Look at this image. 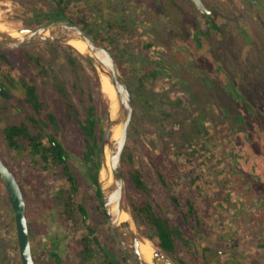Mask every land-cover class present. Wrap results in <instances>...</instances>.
<instances>
[{
  "label": "rangeland",
  "instance_id": "374dc122",
  "mask_svg": "<svg viewBox=\"0 0 264 264\" xmlns=\"http://www.w3.org/2000/svg\"><path fill=\"white\" fill-rule=\"evenodd\" d=\"M68 1L66 14L74 19L76 12L86 13L90 28L101 31L104 44L114 52L122 75L133 81V88L138 77L137 70L142 71L146 62L158 64L164 71L156 79H152L153 73L146 71L151 76H148L147 86L160 95L151 100L145 122L135 130L130 127L125 151L131 153L133 160L123 162L125 170L129 167L145 169L152 198L163 207L161 209L157 203L155 208L160 211L171 209L167 190L155 174L149 152L161 155L164 146L175 138L181 145L176 146L167 158L181 163L183 168L195 167L199 175L192 176L193 179L198 176L193 193L203 208H206L205 197L214 199L209 203L207 213L203 214L205 224L200 231L189 230L183 224V229L195 241L196 249L206 254L208 264H264V56L253 47L250 52L243 49V45L249 44L250 36L246 31H240L242 41L238 24L215 14L203 16L211 22L212 28L209 32L200 31L195 16L189 18L183 15L177 20L178 7L174 4L160 7L150 0ZM31 2L34 7L30 9ZM211 4L234 17H240L242 12L248 13L249 18L245 22L254 29V43L264 49L261 20L250 14L253 11L248 4L243 5L240 0H211ZM38 9H47L45 0H0V27L7 32L35 27L34 14ZM56 16L54 14L52 18L57 19ZM199 19L204 24L205 20L200 15ZM109 23L115 29L125 28L121 34L115 35L114 40L106 32ZM226 27L231 31L230 38H226ZM177 37L182 44L177 43ZM149 42L151 47L145 48L144 44ZM27 48L55 67L79 110L83 108L81 88L74 89L73 80L83 88L85 99L88 92L97 97L100 88L98 76L86 60L80 58V67L75 75L64 59L69 49L61 50L56 63L52 48L46 43ZM6 55L9 62L0 59V76L10 73L18 82L13 87L14 101L30 109L24 90L19 86L21 78L35 85L40 97L48 101L53 89L47 79L36 74L34 63H23L14 49L7 50ZM118 60L127 67L125 75ZM104 100L107 105L105 96ZM166 113L174 118L162 120ZM155 116H159L161 121H155ZM206 117L214 119L213 142L208 143L211 136L205 129L197 132L191 129L190 140L186 141L182 135L184 131H190L192 121L197 119L193 127L202 123L205 125ZM59 119L64 126L66 147L73 154H80L84 144L80 133L73 126H67L61 116ZM2 123L0 121V156L16 175L22 189L31 243L37 245L33 254L37 264H52L51 249L60 254L64 264H94L96 259L83 260L78 256L82 238L92 234L87 224L91 222L95 226L97 221L108 224L103 213L97 211L92 188L81 177L79 190L71 194L69 182L60 174L41 170L34 165V158L28 153H20L8 146ZM186 183L185 176L181 174L172 191L181 193ZM69 195L73 206L67 217L65 214L69 212L64 201ZM145 196L126 183L125 208L131 212L138 230L148 237L144 232H150L149 226L141 222L134 211V205ZM79 204L89 209L91 217L87 221L76 210ZM176 217L180 219L179 214ZM46 241L52 242L55 248L47 246ZM157 241L156 236L151 240L153 245H157ZM217 249L221 252H216ZM0 264H22L14 212L1 178Z\"/></svg>",
  "mask_w": 264,
  "mask_h": 264
},
{
  "label": "trees",
  "instance_id": "16d2710c",
  "mask_svg": "<svg viewBox=\"0 0 264 264\" xmlns=\"http://www.w3.org/2000/svg\"><path fill=\"white\" fill-rule=\"evenodd\" d=\"M45 0L47 9H38L34 18L36 19V26L45 24L54 20L52 17L57 14V19L73 20L79 26L84 28L88 33L92 34L96 39L104 42V37L100 30L93 31L85 16L86 13L76 12V16L72 19L66 14V7H69L68 0ZM34 3H30V9ZM32 6V7H31ZM125 28L121 26L119 29H115L113 24L109 23L106 32L112 40L115 39V35L121 34ZM47 45L52 48L54 61L58 62V57L61 50L69 49L65 52L67 63L72 67V73L77 75V68L80 67V58L86 60L91 68L97 73L96 68L92 60L82 53L78 52L72 45H63L60 42H47ZM145 48H150L151 43L144 44ZM28 46L15 48L14 50L19 53V58L23 63L33 62L34 68L37 70V75L41 78H45L49 81L53 92L49 96V100H44L38 94L35 85L29 81L21 78L20 88L24 90L25 101L29 110L25 106H19L14 99H0V121L5 120L7 125L3 128L4 138L8 146L20 153H28L29 156L34 158V165L41 168L45 172H55L61 175L66 182H69V192L75 193L80 188V178L82 177L90 188L93 190L94 202L100 207L103 212L104 218L107 221V214L102 203L100 189L98 185V172L101 166L100 152L102 147V137L107 125L106 109L104 94L101 89L98 90L97 97L91 92H88L87 99H85V92L81 85L73 80L72 86L74 89H79L81 93V99L83 101V108L79 110L72 99L68 88L64 84L62 79H59L58 74L55 71V67L51 63L46 61L38 54L31 52ZM111 53L114 55L112 49ZM116 58V57H115ZM0 59L9 62V57L6 55V51L0 50ZM143 61H146L142 59ZM119 65L124 75L126 71L125 65L122 61H119ZM1 67V66H0ZM142 71L137 70L138 77L132 87L133 81L123 76L131 89L135 100L134 120L131 125V130H135L137 126H141L150 112V102L152 99H156L160 94L154 93L153 88L148 87L149 83L148 74L146 71L153 73L152 79H156L164 74V71L158 67V64L146 62L142 65ZM143 71L145 73H143ZM98 74V73H97ZM96 74V76H98ZM151 78V76H149ZM97 84L100 85L99 77ZM17 81L13 80L11 84L17 85ZM149 110V111H148ZM61 113V115L59 114ZM22 115L26 114V115ZM63 119L67 126H73L81 135L83 139V147L80 154H73L65 143L64 126L59 119ZM26 117V118H25ZM28 118V120H27ZM173 115L166 113L162 118L173 119ZM155 121H161L159 116L153 118ZM178 122V120H174ZM182 137L186 140H190L191 131H184ZM173 141L168 142L164 146V151L161 155H157L153 151L149 152V159L154 168L155 174L159 178L163 188L167 190V196L170 200L172 208L164 209V211L157 210L155 208L157 202L152 198L153 193L151 187L147 182L146 170L141 167H129L125 170L123 166L124 178L128 186H133L145 196L137 205H134V211L140 218L141 222L147 223L149 231L144 233L153 240L155 236L158 238L157 245L174 261L179 264H195L194 258L195 251H193L192 237L179 225L177 214L182 215L187 229L199 230L202 227L203 214L207 213L209 203L213 198L205 197L204 202L206 208L201 206L198 198L194 196L193 186L195 179L193 175H198L195 168L184 167L180 170V164L176 161H172L167 158L174 152L176 146L181 145L175 138ZM175 145V146H174ZM187 157L189 155L187 154ZM133 160V156L129 151H125V160ZM75 160L77 162L75 163ZM183 174L187 180L186 187L181 189V193H174L173 187L178 184L180 175ZM67 197V201H64L66 210L69 214L72 210V198ZM125 206V201H123ZM159 207H161L159 205ZM163 207H161L162 209ZM79 210L81 217L87 220L88 212L83 204H79L76 210ZM178 212V213H177ZM89 232L93 234V240L96 245H101L100 239L95 235L94 228H89ZM93 230V231H92ZM111 234V233H110ZM112 235V234H111ZM90 236V235H89ZM104 236V235H103ZM113 236V235H112ZM88 236L83 237V248L80 251L83 260L96 259L94 264H116L114 259L108 253L105 245L99 246V250H96ZM115 242V239H114ZM82 243V242H81ZM104 252V255H102ZM121 253L130 260L128 255L120 249ZM102 256L104 257L102 259ZM202 262L203 261L202 258ZM132 264H134L131 261Z\"/></svg>",
  "mask_w": 264,
  "mask_h": 264
},
{
  "label": "water",
  "instance_id": "95a60500",
  "mask_svg": "<svg viewBox=\"0 0 264 264\" xmlns=\"http://www.w3.org/2000/svg\"><path fill=\"white\" fill-rule=\"evenodd\" d=\"M191 1L201 12L205 14L212 12L203 0ZM18 31L21 36H13L11 32L0 27V50L7 51L53 41L68 44L71 40H81L86 43L89 53L82 54L92 60L99 80L102 76L107 77L116 92L115 98L109 99V103H107V126L102 137L101 166L98 172L101 199L115 240L134 264H178L158 245H153L151 239L138 230L131 212L125 208L123 203L126 186L123 173L124 151L134 119L135 100L110 49L84 28L68 19H55L32 28H21ZM0 95L11 96L2 87H0ZM115 127L121 128L118 139L112 138ZM107 148L109 149L111 170L103 177L102 173L107 169ZM0 178L5 183L14 212L21 263L35 264L25 213L24 195L16 175L3 162L1 156ZM124 213L127 214L126 218H123ZM146 241L151 243L153 249L151 260H147L141 251V245Z\"/></svg>",
  "mask_w": 264,
  "mask_h": 264
},
{
  "label": "flooded vegetation",
  "instance_id": "af4514ba",
  "mask_svg": "<svg viewBox=\"0 0 264 264\" xmlns=\"http://www.w3.org/2000/svg\"><path fill=\"white\" fill-rule=\"evenodd\" d=\"M152 3H154V4H158V5H160V7H162V6H164V7H166L167 6V4L169 5H172V4H174V5H176L177 7H178V12H176V15H177V20H179L183 15H185V16H187V17H189V18H191V16L192 17H194L195 16V18H196V21H197V23H198V29L200 30V31H204V32H209V29L210 28H212L211 27V22L209 21V20H206L205 18L206 17H203V16H206V15H209V14H215V15H219L220 17H222V18H225V19H227V21H229V20H234L237 24H238V34H239V36L241 35V40H242V35L243 34H241V32L242 31H246L247 32V34H248V36H250V39H248V45L247 46H245V45H243V49L245 50V49H247V51H249L250 52V50L252 49V47L253 48H255L256 49V51L257 52H259L262 56H264V49H263V47H261V45H256L254 42H255V38H254V35H253V28H251V27H248V24L245 22L246 21V19L247 18H249V14L248 13H246V12H242V14H241V16L240 17H234V16H231V15H227V14H225V13H223L218 7H216V6H213L212 4H211V0H203L204 1V3L207 5V7L212 11L211 13H208V14H205V13H203V12H201L193 3H192V1L191 0H150ZM242 3H243V5H246V4H248L249 6H250V8L252 9V13H250V14H252V15H255L259 20H261V26H262V30H261V32H263L264 33V0H240ZM199 15L202 17V20H205V22H204V24L201 22L200 23V19H199ZM168 17V16H167ZM168 19V18H167ZM173 19V18H172ZM212 26L214 27V25L212 24ZM239 26H241L240 28H239ZM187 29V28H186ZM188 30V29H187ZM225 31H227V36H226V38H230V36H231V31H229L228 30V28L226 27L225 29H224ZM241 31V32H240ZM177 43L180 45V44H182V40L179 38L178 39V37H177ZM243 41V40H242ZM104 43V42H103ZM3 62H5L6 63V61H4L3 60ZM5 63H3V64H5ZM0 72H1V70H0ZM1 77H2V79H1ZM10 80H15V79H13L12 77H11V74L10 73H4V74H2V76H0V87H2V88H4L6 91H8L10 94H11V96L10 97H4V96H2V95H0V99L1 98H5V99H13V97H14V92H13V87L15 86V85H13V84H11V82H10ZM24 95H25V93H24ZM208 105H209V103H208ZM187 113L189 114L190 112L189 111H187ZM212 113V112H211ZM209 114H210V111H209ZM24 115H26V114H24ZM212 115H213V113H212ZM203 118H205V115L203 114ZM26 118V117H25ZM207 118V117H206ZM190 119V121H192V119L191 118H189ZM208 120H207V122H206V124L204 125L203 123L202 124H197V126H195V127H193L194 126V124H195V122H196V120L197 119H193L194 121H192V128H190L189 130L190 131H192L193 129H196V132L197 131H200V130H202V129H205V131L206 130H208L209 131V135L208 136H211V137H208L209 139H208V143H210V142H213V140H214V132H215V129H214V119H213V117H208L207 118ZM27 120H28V118H27ZM2 125H3V128L7 125V123H6V121L5 120H3V123H2ZM201 126V127H200ZM181 126L179 125L178 126V128H180ZM192 129V130H191ZM195 131V130H194ZM199 133V132H198ZM206 133V132H205ZM180 164V170L183 168L182 167V165H181V163H179ZM192 168H195V167H192ZM198 175H199V173H198ZM97 211H99L100 213H103L102 212V210L100 209V207L97 205ZM78 210V209H77ZM78 212H79V210H78ZM87 212H88V216H87V220L88 219H90V215H89V209H87ZM65 215H67V217H69L70 216V214H65ZM180 215V214H179ZM183 216L182 215H180V220H179V225H180V227H181V229H183V224L185 223L184 222V220H183V218H182ZM82 219H83V216H82ZM84 220V219H83ZM86 220V221H87ZM202 223V225L204 226V224H205V222H201ZM87 227H88V229L89 228H95V230H94V232H95V235L96 236H98V238L100 239V243H101V245H96L95 243H94V241H92L93 240V234H90V236H89V239L92 241L91 242V244H92V246L96 249V250H99V246H102L103 244L105 245V247H106V249H107V251H108V253L110 254V256L114 259V261H115V263L116 264H132L131 263V259L130 260H128L125 256H124V254L123 253H121V251H120V247L118 246V244H117V242H116V240H115V242H114V239H115V237H114V235H113V232H112V230H111V227H110V225H109V222H108V224L106 225V224H103V221H97L96 223H95V226H93L92 225V223L90 222V223H88L87 224ZM184 230V229H183ZM201 229H199V230H194V232L195 231H200ZM93 231V230H92ZM101 232V234L100 235H98L100 232ZM113 235H111V234ZM104 235V236H103ZM263 237V236H262ZM261 237V238H262ZM52 242L54 243V244H56L55 243V241L54 240H52ZM52 242H48V241H46V244H47V246H51V248H55V246H53L52 247ZM82 242V243H81ZM81 246L83 245V238H82V240H81ZM260 242H262V241H260ZM195 241L192 239V245H193V251H195V255H194V258L196 259V262H195V264H208V259H207V257H206V254L203 252V251H199L198 249H196V247L194 246L195 244ZM32 244L33 243H31V247H33L32 248V254H34V250H35V248L37 247V245H35V244H33V246H32ZM45 244V245H46ZM258 244H260V243H258ZM82 248H83V246H82ZM205 250H207L208 248H206V247H203ZM122 250V249H121ZM203 250V249H202ZM123 251V250H122ZM216 252H218V253H220L221 252V250H215ZM124 252V251H123ZM50 256H51V261H52V264H64V261H63V259H62V257L60 256V254L59 253H57L56 251H55V249L54 250H52L51 249V251H50ZM101 253H102V255H104V252H102L101 251ZM125 253V252H124ZM263 254V253H262ZM78 256L82 259V256H81V254H79L78 253ZM260 256V255H259ZM129 257V256H128ZM33 258H34V262H35V264H37V261H36V259H35V257H34V255H33ZM104 257L102 256V259H103ZM130 258V257H129ZM202 258H203V261L205 262V263H203L202 262ZM133 262V261H132ZM134 263V262H133ZM179 264V263H178Z\"/></svg>",
  "mask_w": 264,
  "mask_h": 264
},
{
  "label": "bare ground",
  "instance_id": "6f19581e",
  "mask_svg": "<svg viewBox=\"0 0 264 264\" xmlns=\"http://www.w3.org/2000/svg\"><path fill=\"white\" fill-rule=\"evenodd\" d=\"M11 34L13 36H21V33L19 31H13V32H11ZM68 44H71L80 53H89V49L87 48L86 43L81 41V40H71L68 42ZM100 89H101L102 93L105 94L104 96L106 97V101H107V99L109 101V99L115 98V96H116L115 89H114L113 85L110 83L109 79L105 76H102V78L100 79ZM107 96H108V98H107ZM120 134H121V128L115 127L113 130L112 138L118 139ZM106 153H107V169L105 171H103V173H102L103 177H105L107 172L110 173V170H111L110 169V163H109V149L108 148L106 149ZM126 216H127V214L124 213L123 218H126ZM141 251L147 260H151L152 254H153V249L151 247V243H149L148 241L143 242L141 245Z\"/></svg>",
  "mask_w": 264,
  "mask_h": 264
}]
</instances>
